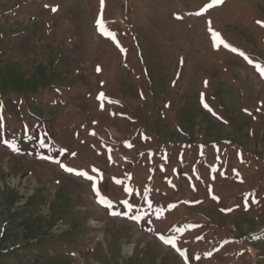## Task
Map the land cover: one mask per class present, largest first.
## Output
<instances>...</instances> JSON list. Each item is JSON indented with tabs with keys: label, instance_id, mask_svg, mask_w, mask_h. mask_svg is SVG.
Segmentation results:
<instances>
[{
	"label": "rangeland",
	"instance_id": "1",
	"mask_svg": "<svg viewBox=\"0 0 264 264\" xmlns=\"http://www.w3.org/2000/svg\"><path fill=\"white\" fill-rule=\"evenodd\" d=\"M262 70L264 0H0V264H264Z\"/></svg>",
	"mask_w": 264,
	"mask_h": 264
},
{
	"label": "snow or ice",
	"instance_id": "2",
	"mask_svg": "<svg viewBox=\"0 0 264 264\" xmlns=\"http://www.w3.org/2000/svg\"><path fill=\"white\" fill-rule=\"evenodd\" d=\"M214 2L215 3H220V2H222V0H214ZM214 36H215V34H213ZM233 51H237L236 49H233ZM241 55H243V53H240ZM246 59H247V57H245ZM250 63H251V61H249ZM261 75H264V70H262L261 71ZM102 95L103 94H101V98H102ZM61 167H64V168H66V170L68 171V172H73L74 170L72 169V168H68L66 165H63V164H61ZM78 175H81L82 177H84V178H87V179H90L91 177L89 176V174L87 173V172H78L77 173ZM93 190L94 191H98L96 188H95V186H93ZM151 206V205H150ZM111 214H117V213H115V212H113V213H111ZM132 218H134V219H136L137 217L134 215ZM161 238V240L163 241V242H165V243H172V241L171 240H167L165 237H163V236H161L160 237Z\"/></svg>",
	"mask_w": 264,
	"mask_h": 264
},
{
	"label": "bare ground",
	"instance_id": "3",
	"mask_svg": "<svg viewBox=\"0 0 264 264\" xmlns=\"http://www.w3.org/2000/svg\"><path fill=\"white\" fill-rule=\"evenodd\" d=\"M126 251H127V253H131L132 252L131 248L127 249Z\"/></svg>",
	"mask_w": 264,
	"mask_h": 264
}]
</instances>
